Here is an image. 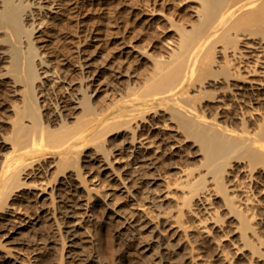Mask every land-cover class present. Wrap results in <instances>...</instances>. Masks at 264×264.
Returning a JSON list of instances; mask_svg holds the SVG:
<instances>
[{
	"label": "bare ground",
	"instance_id": "obj_1",
	"mask_svg": "<svg viewBox=\"0 0 264 264\" xmlns=\"http://www.w3.org/2000/svg\"><path fill=\"white\" fill-rule=\"evenodd\" d=\"M89 1L0 0V264H264V0H154L157 54Z\"/></svg>",
	"mask_w": 264,
	"mask_h": 264
},
{
	"label": "rangeland",
	"instance_id": "obj_2",
	"mask_svg": "<svg viewBox=\"0 0 264 264\" xmlns=\"http://www.w3.org/2000/svg\"><path fill=\"white\" fill-rule=\"evenodd\" d=\"M174 1L176 4L158 5V7L163 9L165 12L167 11L168 13L167 12L166 13L171 15L173 14V12H175L174 10L175 7L176 9L182 7L179 5V2H183L182 0H174ZM89 2H90V13L88 16L89 25H90V28L88 31L89 34L91 35V37H93V35L96 32V27L98 26V22L101 16H103V18L105 19V22L108 25L107 29L105 30L104 36H105L106 41L111 46H113L114 40H116L118 36L123 34L122 36H126L129 40H132L133 42L136 41L135 43L137 44L139 42L141 47L146 46L147 48L144 47L145 50L148 49L149 52L153 54H157L159 53V50L161 52V48L155 47L154 43L157 42V44H160L161 43L160 39L163 38V36L164 37H170V35L172 37L174 36L173 35L174 31L169 30V22H167V19L165 20L162 17L163 19L158 18L155 22H153L152 20H150V16L145 15L143 13V9L145 8V6H149V4L154 5V0H91ZM189 3H192V2H188L187 4ZM101 4L104 8L103 13H102V10L100 9ZM186 12H187V9L186 11L182 13V16L185 15ZM139 31H142V32L139 33ZM140 35L142 37H146V42L144 41L145 43L142 42L141 39H139L141 38ZM148 37H149V40H151V41L148 40L149 42L147 41ZM153 41L155 42L152 43ZM147 42L150 44H147ZM143 43L144 45L142 46L141 44ZM150 45H152L153 47ZM112 74L110 75L111 80L113 81L115 80V82H117L118 76L114 72ZM3 95H0L1 100L3 98ZM0 134H5L4 129L0 128ZM20 240L22 241V239ZM14 241H17V240H14ZM124 242H125L124 238H120V239L117 238L116 240V245L118 244L117 247L119 249V254L125 248ZM19 245L20 247H22V251L25 254H29L30 256H32L31 260L34 264H55L57 262L59 253H56L57 249L55 247H51L48 249H42L39 252L35 250L36 253L34 251L29 253L30 251L29 247L28 245H26L25 242H23V244L20 243ZM119 256L121 257V255Z\"/></svg>",
	"mask_w": 264,
	"mask_h": 264
}]
</instances>
